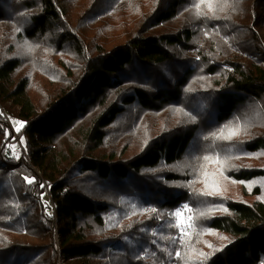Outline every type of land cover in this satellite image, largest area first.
I'll list each match as a JSON object with an SVG mask.
<instances>
[{"label":"trees","instance_id":"1","mask_svg":"<svg viewBox=\"0 0 264 264\" xmlns=\"http://www.w3.org/2000/svg\"><path fill=\"white\" fill-rule=\"evenodd\" d=\"M0 103V264H264V0H0Z\"/></svg>","mask_w":264,"mask_h":264},{"label":"rangeland","instance_id":"2","mask_svg":"<svg viewBox=\"0 0 264 264\" xmlns=\"http://www.w3.org/2000/svg\"><path fill=\"white\" fill-rule=\"evenodd\" d=\"M209 36L213 37V34H212V32L207 31L203 35V38H207ZM224 39L226 40V50H225L226 52L222 53V54L225 57H227L228 59L234 60V61H245L247 59V54L243 50L236 47V45L232 44L231 40L228 37H224ZM0 109L2 110V113H4L11 120V122H12V124L16 130L19 129L20 127H22L23 121L15 118L10 112L7 111L6 107L2 103H0ZM24 145H25L24 141L22 139H19L17 142H15L11 145L12 152L15 155H18L23 150ZM43 200L45 201V203L47 205L49 204L48 194H46V193L43 194ZM188 206L191 209L190 205H188ZM178 210L182 211V216L176 217L177 223H179V221L181 219L184 220V224L181 225V227L179 228L180 232H183L184 235L188 234V233H190V231L192 229V225H193L192 209H191V212H189L187 209H182L181 207L179 209H177V211ZM59 264H65V262L61 259L59 261Z\"/></svg>","mask_w":264,"mask_h":264},{"label":"snow or ice","instance_id":"3","mask_svg":"<svg viewBox=\"0 0 264 264\" xmlns=\"http://www.w3.org/2000/svg\"><path fill=\"white\" fill-rule=\"evenodd\" d=\"M18 130H19V129H17V131H18ZM223 138L226 139V140H227V139H230V137H223ZM31 182H32V181H29V183H31ZM42 187H43V186H42ZM205 195H207V196H211L212 193H211V192H208V193H205ZM181 208H182V209H187L189 212H191V209L189 208V206H188L187 204L182 205ZM152 211L155 212L156 209H152ZM170 215H171L172 217H181V216H182V211L178 210V211H175L174 213H171ZM200 215L203 216V215H205V214L202 212V213H200ZM173 222L175 223V220H174ZM183 224H184V220L181 219V220L179 221V223L176 224V227H177V228H180L181 225H183ZM181 235H183V232H181ZM175 255H176L177 257H179V256H180V253L177 252Z\"/></svg>","mask_w":264,"mask_h":264}]
</instances>
